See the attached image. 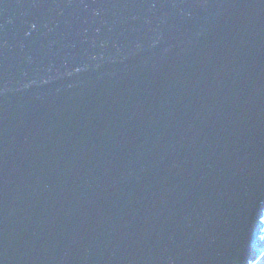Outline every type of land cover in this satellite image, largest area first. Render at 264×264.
Wrapping results in <instances>:
<instances>
[{
    "label": "water",
    "instance_id": "obj_1",
    "mask_svg": "<svg viewBox=\"0 0 264 264\" xmlns=\"http://www.w3.org/2000/svg\"><path fill=\"white\" fill-rule=\"evenodd\" d=\"M264 254V0H0V264Z\"/></svg>",
    "mask_w": 264,
    "mask_h": 264
},
{
    "label": "bare ground",
    "instance_id": "obj_2",
    "mask_svg": "<svg viewBox=\"0 0 264 264\" xmlns=\"http://www.w3.org/2000/svg\"><path fill=\"white\" fill-rule=\"evenodd\" d=\"M261 257H263L264 258V256H261ZM263 258H260L259 260H257L255 263H253V264H262L263 263Z\"/></svg>",
    "mask_w": 264,
    "mask_h": 264
},
{
    "label": "rangeland",
    "instance_id": "obj_3",
    "mask_svg": "<svg viewBox=\"0 0 264 264\" xmlns=\"http://www.w3.org/2000/svg\"><path fill=\"white\" fill-rule=\"evenodd\" d=\"M262 256H264V254ZM261 258H263V257H261ZM262 260H263V263L262 264H264V258Z\"/></svg>",
    "mask_w": 264,
    "mask_h": 264
}]
</instances>
